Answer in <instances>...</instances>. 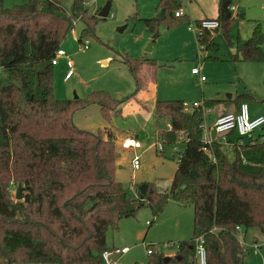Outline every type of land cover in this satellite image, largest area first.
Masks as SVG:
<instances>
[{
  "label": "trees",
  "instance_id": "trees-1",
  "mask_svg": "<svg viewBox=\"0 0 264 264\" xmlns=\"http://www.w3.org/2000/svg\"><path fill=\"white\" fill-rule=\"evenodd\" d=\"M4 1L0 0V264H97L109 248V228L118 229L121 219L142 208L158 216L170 199L193 206L195 236L180 241L168 262L163 252L149 254L151 264H198L199 236L205 239L208 264H245L248 251L236 227L264 232L262 135L240 137L233 131L225 140L206 145L203 108L187 112L182 100L158 99L155 114L167 116L171 126L160 130L162 142L186 143L171 185L161 190L145 180L134 190L124 186L116 177L120 151L113 126L92 132L74 121V113L90 104L99 105L106 119L120 115L124 100L103 90L85 98L54 95L52 59L75 28L74 19L85 23L84 34L103 18L87 15L84 0H74L71 10L64 8L63 0H27L12 7ZM233 1L219 0L217 28L197 33L200 52L205 58H218L209 51L219 50L221 42H236L232 61H263L264 21L256 22L247 40L236 38L239 16L231 9ZM181 7V0H160L158 5L165 9L164 20L185 16L175 15ZM139 15L136 12L133 19H143L157 31L158 18ZM125 56L136 94L149 78L155 79L160 63ZM255 100L251 93L238 95L236 110ZM11 183L23 185L20 200L9 192Z\"/></svg>",
  "mask_w": 264,
  "mask_h": 264
},
{
  "label": "rangeland",
  "instance_id": "rangeland-1",
  "mask_svg": "<svg viewBox=\"0 0 264 264\" xmlns=\"http://www.w3.org/2000/svg\"><path fill=\"white\" fill-rule=\"evenodd\" d=\"M108 1H111V9L107 18L97 20L93 29L84 34L86 25L80 20L75 27L76 35L70 32L63 41L61 46L74 63V74L65 79L68 70L66 58H60L59 65L53 68L54 95L57 98H85L95 90H103L128 101L135 92V80L123 58L130 54L135 58L157 59L160 63L154 74L157 98L178 99L188 104L197 101L204 111L210 108L204 115L208 126L213 127L220 114L235 111L234 99L243 93H251L256 98L247 102L250 113L264 115V60L232 61L236 42L230 46L221 42L219 50L209 51L211 56L218 58H205L200 52L195 20L205 16L214 18L218 13L219 0H181L185 16L178 19L170 17V21L158 18L157 31H152L143 19H133V16L138 12L142 18H157L161 11L158 8L160 0H84L87 15L99 18V12ZM25 2L27 0L4 1L7 7ZM73 3L74 0H63L67 10H71ZM233 3L239 7L236 38L244 41L252 35L256 22L264 21V0H234ZM125 25L127 27L119 31ZM157 33L158 37L153 40ZM82 36L83 40L90 41L88 48L79 41ZM194 67L202 69L201 74L206 80H197V75L192 73ZM207 100H215V103L207 107ZM74 121L79 128L92 132L115 124L124 135H135L142 140L143 148L139 151L120 148L125 151L120 155L124 168L116 170V177L124 186L135 187L137 183L148 180L155 182L161 190L170 187L186 143L182 139L175 143L162 142L160 130H169L167 116H156L147 121L143 114L136 112L112 114L106 119L99 105L90 104L74 113ZM210 134L216 136L213 131ZM260 134H264V127L255 133L256 136ZM135 154L141 155L142 164L138 170L132 168L131 160ZM17 189L18 185L11 183L9 192L14 200H18ZM147 221H152L150 227ZM194 232L193 206L170 199L158 216H154L150 208H142L135 216L121 219L118 229H108L107 242L110 248L130 247L122 258L123 264H151L153 256L148 254V249L153 248L155 252H163L164 256L171 258L178 251L179 242L193 239ZM245 242L244 247L248 251L245 264H264V232L249 229ZM167 243L175 245L166 248Z\"/></svg>",
  "mask_w": 264,
  "mask_h": 264
},
{
  "label": "built area",
  "instance_id": "built-area-1",
  "mask_svg": "<svg viewBox=\"0 0 264 264\" xmlns=\"http://www.w3.org/2000/svg\"><path fill=\"white\" fill-rule=\"evenodd\" d=\"M231 9L233 11L236 10V7L233 5L231 6ZM184 14L182 8L176 11V16H182ZM80 20L78 18L74 19L73 25L76 27L77 23ZM198 28V33H202L204 29L213 30L217 28L218 21L216 18H204L201 19L200 24L196 25ZM190 29H193V26H190ZM73 34L76 35V30L73 28L72 30ZM82 42V46L84 48H88L90 45V41L88 39L80 40ZM60 58H66V64L68 67V71L66 73L65 78L69 79L74 74V63L69 58V55L67 51L61 46L59 47L55 55L52 59L53 65H58ZM201 68L200 67H194L192 69V73L194 75H197V80L199 82H203L206 80V77L201 74ZM200 103L197 101H194L192 104L184 103V111H192L195 108H199ZM205 112V111H204ZM205 114V113H204ZM204 135H203V142L206 143V145H211L215 139H221L225 140L226 135L230 132L236 131L237 134L240 137H252L258 129H262L264 127V115H252L250 113V109L248 106V103H242L240 104L238 110H235L233 112H227L220 114L213 127L208 126L206 121H203L201 125ZM210 131H213L216 133V138L212 134H210ZM262 140H264V134L261 137ZM244 139H241L240 142L243 143ZM120 147L123 150H140L143 148L142 141L136 137V136H126L123 139H121ZM161 150L163 149V146H160ZM141 155L135 154L132 158V167L134 170H138L141 168ZM132 190H134V186L131 187ZM148 225L151 223L150 221H147ZM237 237L241 241V243L244 245L246 242V232L243 230L241 226H237ZM216 230V228H215ZM174 243H167L166 248L173 247ZM254 246H259L258 244H255ZM195 248H196V262L199 264V250L203 249L204 257H205V264H208V255L207 250L205 246V239L203 236H199L195 239ZM130 250V247L124 246V247H112L107 248L102 253V261H100L97 264H123L122 258L123 256L128 253ZM148 254L154 253L155 250L153 248H150L147 250ZM57 264V263H56Z\"/></svg>",
  "mask_w": 264,
  "mask_h": 264
},
{
  "label": "crops",
  "instance_id": "crops-1",
  "mask_svg": "<svg viewBox=\"0 0 264 264\" xmlns=\"http://www.w3.org/2000/svg\"><path fill=\"white\" fill-rule=\"evenodd\" d=\"M219 3V1H218ZM233 5L236 7V10L234 11V15H238L239 16V7L238 5L234 4ZM158 10V8H157ZM218 15V13H217ZM216 16H213L214 18L217 17ZM243 16V13L240 14V17ZM205 18H208V16H205ZM201 19H204L201 18ZM200 20V19H198ZM196 21V20H195ZM148 58V57H147ZM59 65V63H58ZM67 65V64H66ZM68 68V67H67ZM68 71V70H67ZM71 78V77H70ZM66 79V78H65ZM135 91H136V84H135ZM159 98H157V85H156V81L155 79L153 78H149L143 85V87L137 91V93L133 94L132 97H130V99L128 101L124 100L121 105H120V108H121V111L122 113H136V112H139L141 114L144 115L145 119L147 121H150L152 118L156 117V114H155V105H156V101L158 100ZM204 110V109H203ZM210 110V108H208L204 113V115H207L208 111ZM207 113V114H206ZM219 115V114H218ZM217 115V116H218ZM252 115H259V114H256V113H253ZM214 116H212L213 118ZM205 118V116H204ZM209 118V117H208ZM206 119V118H205ZM204 119V121H205ZM106 126H110L114 128L116 134H115V137H116V144H117V148L119 149L120 151V155H122L121 153H124L125 151H122L120 149V142H121V139L126 137V136H129V135H124L123 133H121V131L118 129V127L115 125V124H112V125H106ZM168 129H171V126H170V123L168 124ZM157 132V131H156ZM214 136V138H216L215 134H212ZM106 137V135H104ZM135 136V135H134ZM140 139V138H139ZM141 140V139H140ZM142 141V140H141ZM130 151V150H128ZM136 151V150H135ZM139 151V150H138ZM121 157V156H120ZM132 162V160H131ZM118 166H117V171L118 169H123L124 168V161L122 158H119L118 161ZM178 166V165H177ZM133 168V167H132ZM177 169V168H176ZM134 170V169H133ZM175 174V173H174ZM174 176V175H173ZM140 183V182H139ZM138 184V183H137ZM133 185H131L130 187H132ZM246 236H247V232H246ZM173 254V253H172ZM170 254V255H172ZM175 254V253H174ZM173 254V255H174Z\"/></svg>",
  "mask_w": 264,
  "mask_h": 264
},
{
  "label": "water",
  "instance_id": "water-1",
  "mask_svg": "<svg viewBox=\"0 0 264 264\" xmlns=\"http://www.w3.org/2000/svg\"><path fill=\"white\" fill-rule=\"evenodd\" d=\"M110 9H111V1H108L101 9V11L99 12V17L101 18H107L108 15L110 14ZM157 18L159 19H164L165 18V9H161L160 13L157 15ZM127 26H123L121 28H119V31H122L123 29H125ZM158 33L155 34V36L153 37V40L158 37ZM152 43H150V48L151 49ZM77 98V96H76ZM22 191H23V185L19 184L18 185V189H17V193H16V198L18 200H20L22 198ZM170 260V256H165V261L168 262Z\"/></svg>",
  "mask_w": 264,
  "mask_h": 264
},
{
  "label": "clouds",
  "instance_id": "clouds-1",
  "mask_svg": "<svg viewBox=\"0 0 264 264\" xmlns=\"http://www.w3.org/2000/svg\"><path fill=\"white\" fill-rule=\"evenodd\" d=\"M198 254H199V264H205V257H204L203 249H200Z\"/></svg>",
  "mask_w": 264,
  "mask_h": 264
}]
</instances>
